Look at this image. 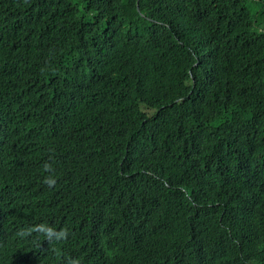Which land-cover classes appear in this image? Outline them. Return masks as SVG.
Wrapping results in <instances>:
<instances>
[{"label":"trees","instance_id":"1","mask_svg":"<svg viewBox=\"0 0 264 264\" xmlns=\"http://www.w3.org/2000/svg\"><path fill=\"white\" fill-rule=\"evenodd\" d=\"M43 138L77 195L18 165ZM0 200L55 264H264V0H0ZM19 230L0 264L44 260Z\"/></svg>","mask_w":264,"mask_h":264},{"label":"clouds","instance_id":"2","mask_svg":"<svg viewBox=\"0 0 264 264\" xmlns=\"http://www.w3.org/2000/svg\"><path fill=\"white\" fill-rule=\"evenodd\" d=\"M34 150L37 152L25 149L28 161L18 165L44 177L43 182L49 187H54L61 196L77 195L79 191L75 189V183L84 186L89 180L87 169L78 164L73 146L67 140L43 138L35 143ZM59 219L37 220L15 212L7 203L0 200V222H14L20 228L19 235H32L35 249L44 259L34 264H55L56 260L65 258L70 253L68 230L51 223ZM66 264H80V261L73 259Z\"/></svg>","mask_w":264,"mask_h":264}]
</instances>
